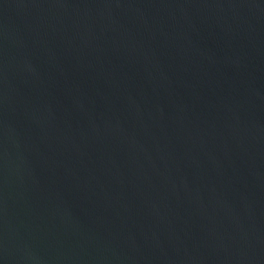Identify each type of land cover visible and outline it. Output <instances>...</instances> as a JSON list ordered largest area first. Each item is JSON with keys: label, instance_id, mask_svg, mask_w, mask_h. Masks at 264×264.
<instances>
[{"label": "water", "instance_id": "95a60500", "mask_svg": "<svg viewBox=\"0 0 264 264\" xmlns=\"http://www.w3.org/2000/svg\"><path fill=\"white\" fill-rule=\"evenodd\" d=\"M0 264H264V0H0Z\"/></svg>", "mask_w": 264, "mask_h": 264}]
</instances>
